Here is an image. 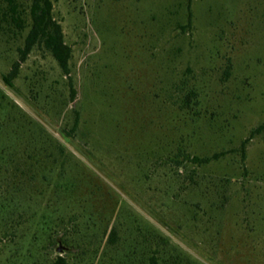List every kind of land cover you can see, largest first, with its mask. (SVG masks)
<instances>
[{
    "label": "rangeland",
    "instance_id": "rangeland-1",
    "mask_svg": "<svg viewBox=\"0 0 264 264\" xmlns=\"http://www.w3.org/2000/svg\"><path fill=\"white\" fill-rule=\"evenodd\" d=\"M15 1L22 28L0 0V264H149L151 231L169 238L160 264H264V0H52L69 73L36 45L9 87L30 25Z\"/></svg>",
    "mask_w": 264,
    "mask_h": 264
},
{
    "label": "trees",
    "instance_id": "trees-1",
    "mask_svg": "<svg viewBox=\"0 0 264 264\" xmlns=\"http://www.w3.org/2000/svg\"><path fill=\"white\" fill-rule=\"evenodd\" d=\"M8 5V9L10 12L11 21L15 23L18 28L23 27V21L19 15V11L17 8V2L15 0H5ZM189 2L191 0H188ZM52 0H31L30 8H29V16H30V25L29 30L24 38V44L22 47L18 48L19 59L15 61L10 70L2 75L3 82L9 86L13 87V80L18 75V70L20 64L26 59L29 52L36 45L45 48L52 57L56 60L60 68L65 74L69 73V58L71 55V47L64 42L63 32L61 25L54 20L52 16ZM191 11H188V21L187 24L191 23ZM70 85V98L73 99L75 96V89L72 87L71 82ZM190 94H194L193 91H190L189 94L185 96L184 103L187 104ZM78 127V113H76L74 123L69 129H63V134L66 137L73 136L76 128ZM264 128V124L259 125L255 129L251 131V134H255L260 132ZM247 140L242 141L241 143V156L244 159L245 156V146ZM63 150V149H62ZM61 153V152H60ZM221 156V153H214L210 156H197V155H187L184 154V158L195 164H206L212 160H217ZM149 239L146 241L150 242L148 250H150L151 254L148 258L149 264H160V246H165L169 243V238L166 235H162L156 231H151L147 234ZM119 233L115 226L111 227L108 237L107 244L115 245L118 241ZM173 264H188L190 263V259L188 257H183L181 254H176L173 258ZM53 264H66V259L58 255L54 260Z\"/></svg>",
    "mask_w": 264,
    "mask_h": 264
},
{
    "label": "water",
    "instance_id": "water-1",
    "mask_svg": "<svg viewBox=\"0 0 264 264\" xmlns=\"http://www.w3.org/2000/svg\"><path fill=\"white\" fill-rule=\"evenodd\" d=\"M58 243H59V245H58V247L56 248V250H57L58 252H63V251H65V250H68V249H69L68 247L61 245V242H60V241H58Z\"/></svg>",
    "mask_w": 264,
    "mask_h": 264
}]
</instances>
